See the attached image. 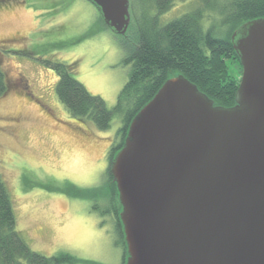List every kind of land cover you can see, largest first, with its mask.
Segmentation results:
<instances>
[{"label": "water", "instance_id": "obj_1", "mask_svg": "<svg viewBox=\"0 0 264 264\" xmlns=\"http://www.w3.org/2000/svg\"><path fill=\"white\" fill-rule=\"evenodd\" d=\"M125 35L130 0H87ZM233 107L175 74L133 118L111 165L126 264H264V18L231 36Z\"/></svg>", "mask_w": 264, "mask_h": 264}, {"label": "rangeland", "instance_id": "obj_2", "mask_svg": "<svg viewBox=\"0 0 264 264\" xmlns=\"http://www.w3.org/2000/svg\"><path fill=\"white\" fill-rule=\"evenodd\" d=\"M197 2L177 1L161 24ZM6 6L0 8V57L16 87L0 96V173L17 228L45 256L64 252L76 264H124L118 203L105 190L123 115L115 113L107 131L73 119L57 97L58 76L43 61L76 64L77 79L113 109L131 69L125 59L137 43L131 0L125 35L104 26L87 0H17ZM33 51L35 56L24 55ZM234 69L241 78L242 70Z\"/></svg>", "mask_w": 264, "mask_h": 264}, {"label": "trees", "instance_id": "obj_3", "mask_svg": "<svg viewBox=\"0 0 264 264\" xmlns=\"http://www.w3.org/2000/svg\"><path fill=\"white\" fill-rule=\"evenodd\" d=\"M177 1L186 0H131L137 43L125 59L131 69L113 109L100 96L91 94L77 79L76 64L43 61L58 76L57 97L73 119L90 124L98 131H107L111 128L114 114L123 115V126L118 131L121 140L112 146L109 155L108 186L105 190L118 203L115 210L119 226L117 244L122 245L125 260L127 246L119 219L121 206L111 165L125 142L133 118L173 74L184 75L216 106H235L240 74L234 68L239 67L241 71L242 66L231 36L244 23L264 18V0H198V5L190 12L162 25L161 16L168 13ZM99 21L108 27L101 14ZM24 55L32 57L36 53L24 52ZM1 57L0 96H4L15 90L16 83H11ZM73 127L85 131V128ZM77 262L68 253L45 256L32 249L17 228L13 201L0 173V264Z\"/></svg>", "mask_w": 264, "mask_h": 264}, {"label": "flooded vegetation", "instance_id": "obj_4", "mask_svg": "<svg viewBox=\"0 0 264 264\" xmlns=\"http://www.w3.org/2000/svg\"><path fill=\"white\" fill-rule=\"evenodd\" d=\"M12 1H17V0H0V8H4V6L7 7L6 5H8Z\"/></svg>", "mask_w": 264, "mask_h": 264}, {"label": "bare ground", "instance_id": "obj_5", "mask_svg": "<svg viewBox=\"0 0 264 264\" xmlns=\"http://www.w3.org/2000/svg\"><path fill=\"white\" fill-rule=\"evenodd\" d=\"M118 194V193H117ZM118 197V196H117ZM126 262V261H125Z\"/></svg>", "mask_w": 264, "mask_h": 264}]
</instances>
